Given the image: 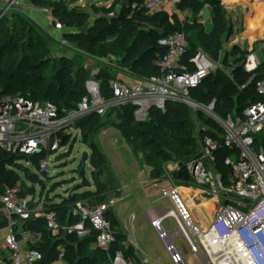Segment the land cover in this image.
I'll return each instance as SVG.
<instances>
[{
    "label": "trees",
    "instance_id": "obj_1",
    "mask_svg": "<svg viewBox=\"0 0 264 264\" xmlns=\"http://www.w3.org/2000/svg\"><path fill=\"white\" fill-rule=\"evenodd\" d=\"M24 1L50 12L55 23L75 31L63 37L64 43L71 45L75 54H84L98 61L117 59L138 81L160 76L155 63L167 54V49L159 45L160 40L177 32L184 33L188 47L182 64L187 71H196L193 60L199 51L223 65V70L212 72L190 91L191 99L203 106L216 101L215 112L221 118L241 114L251 104L263 100L256 90V82L264 76V67L255 74H249L243 67L248 53L239 47L226 48L233 35V24L227 18L222 0H181L179 10L190 13L191 22H182L178 17L171 18L166 14H149L141 6L144 0H114L107 7L98 2L88 6L77 5L80 0ZM206 6L211 9V31H207L201 22ZM53 41L36 22L20 11L11 9L5 13L0 19V98L13 96L35 103H51L61 115H65L76 110L88 96L86 83L90 78L100 83L105 98H112L111 83L115 80L110 70L101 69L93 75L86 66L77 64L76 57L63 55L58 60L51 58L49 46ZM253 77L255 80L249 84ZM134 111V107L124 106L111 109L109 115H116L122 139L134 156L142 157L144 165L150 169L151 181L162 183L165 166L174 163L182 168L175 177L176 184L193 185L186 166L199 157L200 139H217L222 128L212 118L181 103H168L166 112L152 109L146 122H137ZM107 117L108 114L101 118L93 113L76 125L81 131L82 144L92 151V175L97 186L89 192H76L71 200L68 197L50 205V210L64 225L78 221L72 214L77 202L97 206L110 195L109 186L98 181L108 170L109 163L94 141L95 136L107 127ZM231 154V150L221 146L217 155L218 168L224 177L230 174V166L225 161ZM66 157L64 154L58 159L61 161ZM20 158L39 167L44 156H19L0 151V192L21 180L18 170L24 169L17 163ZM24 171L27 178L33 179L26 169ZM84 182V188L91 187L90 182ZM106 218L114 230V243L109 251L94 246L98 236L95 230L84 239L74 235L56 240L47 233L43 221L32 223L33 230L45 233L44 243L38 247L45 256L42 264H50L60 246L67 251L69 264H111L116 252H122L130 264H138L134 248L120 230L115 211H109Z\"/></svg>",
    "mask_w": 264,
    "mask_h": 264
},
{
    "label": "built area",
    "instance_id": "obj_2",
    "mask_svg": "<svg viewBox=\"0 0 264 264\" xmlns=\"http://www.w3.org/2000/svg\"><path fill=\"white\" fill-rule=\"evenodd\" d=\"M180 2L144 0L141 6L149 14H166L187 22L182 19L184 12L179 10ZM20 4L21 0H14V5ZM159 45L167 49V54L155 63L160 69L159 77L140 80L134 85L115 80L111 83V99L105 98L100 83L90 78L86 83L88 96L76 110L65 115L51 103H35L13 96L0 98V151L19 156H44L39 168L49 176L52 173L50 164L59 158V152L76 134L81 137L76 125L84 117L94 113L104 118L113 108L132 106L135 120L146 122L154 108L166 112L168 103L184 104L216 121L222 134L217 139H200L201 151L196 164L190 162L186 166L193 185L176 184L175 177L182 171L179 164L165 166L162 194L174 202L177 210H160L151 225L164 242L173 264H186L176 246L178 235L185 238L194 254L202 255L203 264H264V145L259 142L264 138V76L256 82L262 101L251 104L241 114L221 118L215 112L216 101L203 106L190 97L191 89L198 87L212 72L223 70L221 62H214L199 51L193 60L196 71H187L182 61L188 43L182 32L161 39ZM247 53L243 67L247 73L255 74L264 67V39ZM97 73L93 72V75ZM254 80L255 77L249 84ZM106 133L101 132L102 135ZM221 146L232 151L225 161L231 169L227 177L217 164ZM32 178L37 181L35 175ZM196 197L218 204L215 216L206 226L197 222L191 209ZM123 200L108 195L107 200L97 206L77 202L72 214L78 221L64 225L50 210V205L55 202L36 199L31 189H25L21 179L0 192V264L44 262L45 256L38 247L44 243L45 233L31 227L37 221H43L47 233L56 240L74 235L84 239L95 230L98 236L94 246L109 251L114 243V230L106 214L115 211ZM167 221L177 227L176 233L168 232ZM50 264H69L63 246L57 248ZM111 264L130 263L122 252H116Z\"/></svg>",
    "mask_w": 264,
    "mask_h": 264
},
{
    "label": "crops",
    "instance_id": "obj_3",
    "mask_svg": "<svg viewBox=\"0 0 264 264\" xmlns=\"http://www.w3.org/2000/svg\"><path fill=\"white\" fill-rule=\"evenodd\" d=\"M11 1L13 0H0V15L7 9ZM222 2L227 13V18L233 24V35L226 43V48L239 47L243 51L248 52L255 46L257 47L258 42L264 39V0H222ZM11 9L20 11L36 22L44 33L56 41V36L53 34V31L56 30L53 28L55 21L50 12L35 8L24 0H21L19 6L13 5L9 8V10ZM184 18L187 22H191L193 19L188 12L184 13L182 19ZM201 22L205 25L207 31L212 30L211 9L209 6L205 7ZM57 28H61V26L58 24ZM62 29H64V32L61 33L63 37L66 33L73 32H66L63 27ZM122 81L128 85L135 84L134 81L129 79ZM119 142L120 140L118 139L115 141L108 139L106 145L108 144L111 147L103 146V149L101 148V152L105 155L109 163H111V167L112 163L115 164L119 158L122 159L120 154L121 150L119 151V147L115 148L114 146ZM121 148H128L133 154L131 148L125 141L120 146ZM139 158L142 160V157ZM146 169L148 170V183L143 182V179L140 182L141 188L145 191L144 197L135 201L133 200L134 184H126L121 188H113L109 184V194L124 198L116 208L115 214L119 221L122 234L127 238L128 244L135 250L138 264H173L164 242L159 239L157 232L151 225V222L161 210V204L167 200L162 194L164 186L162 183L152 184L150 169L147 167ZM185 196H188L187 192H185ZM191 209L197 222L201 226H206L215 216L218 210V204L214 201H205L200 197H196L191 205ZM182 254L189 261V264H195L188 253Z\"/></svg>",
    "mask_w": 264,
    "mask_h": 264
},
{
    "label": "rangeland",
    "instance_id": "obj_4",
    "mask_svg": "<svg viewBox=\"0 0 264 264\" xmlns=\"http://www.w3.org/2000/svg\"><path fill=\"white\" fill-rule=\"evenodd\" d=\"M114 0H106V3L102 4L103 6H110ZM125 1V0H124ZM77 5L88 6L85 5V0L78 1ZM90 11V9H87ZM58 24L54 23L53 28L56 29L53 31L54 36H56V41H53L50 46V57L53 59H60L63 55L70 56L72 58L76 57V62L78 65L86 66L91 72H96L101 69L110 70L114 75V80H131L135 83L138 81L132 78L127 69L123 68L120 64V61L117 59H108L104 61L94 60L89 58L84 54H75L73 47L69 44L63 43V34L64 29L57 28ZM65 31H73L65 28ZM74 32V31H73ZM228 48V47H227ZM124 82V81H122ZM126 83V82H124ZM110 111H108V117L105 119L107 122V127L102 129L99 134H97L94 138V141L99 146L100 150L103 146L111 147L110 145H106L107 140H120V142L115 144V148H118L121 154L122 159L119 158L117 162L109 163L108 170L99 178L100 184H111L113 188H121L126 184H134L133 195L134 201L140 199L145 196L144 189L141 188V179L143 182L148 183V170L144 166L143 161L134 156L130 150L120 149V146L123 145L124 141L120 135L118 130V119L115 114L109 115ZM102 131H107L106 134L102 135ZM261 145H264V138L259 140ZM103 143V145H102ZM103 149V148H102ZM85 153H88L89 156H92V151L87 146L82 144L81 137L79 134H76L67 144L66 146L59 152V155L66 154L67 157L62 159L53 160L50 164V168L52 169V173L48 176L44 174L39 167L34 164L27 162L24 158L18 159V165L21 166L24 170L28 171V174L35 175L37 181L31 180L27 178V173L24 170H18L21 179L24 183L25 189H31V193H34L36 199H50L55 203H60L64 198H68L71 194V191L78 186L77 192L85 193L90 190H94L97 186V183L93 180V166L91 164V160L89 159L86 165H83V156ZM60 166H63L60 168ZM82 166V167H81ZM85 168V176L82 178L81 171ZM87 180L91 183V187L84 188L85 182ZM108 192V190H107ZM75 194V193H74ZM161 204V210H169L174 209L177 210L174 202L169 198H166ZM165 227L167 228L170 234H174L177 232V227L171 222L167 221L165 223ZM176 246L178 250L182 253H188V255L192 258V261L195 264H203L202 255L197 256L194 254L187 245L185 238L182 235H178L176 237ZM186 260V258H185ZM186 264H189V261L186 260Z\"/></svg>",
    "mask_w": 264,
    "mask_h": 264
},
{
    "label": "water",
    "instance_id": "obj_5",
    "mask_svg": "<svg viewBox=\"0 0 264 264\" xmlns=\"http://www.w3.org/2000/svg\"><path fill=\"white\" fill-rule=\"evenodd\" d=\"M96 2H98V3H100V4H104V3H105V0H85V5H89V4H91V3H96ZM13 5H14V0L11 1V2L8 4L7 9L4 10V11L1 13V15H0V19L5 15V13L9 10V8L12 7ZM65 140H66V139H65ZM89 159H90L89 154H88V153H85L84 156H83V159H82V161H83V165H86V164L88 163ZM192 162H193V164L195 165V164H196V159H194ZM62 167H63V166H60V168H62ZM84 174H85V168L82 169L80 175L83 176ZM32 177H34V175H32ZM77 190H78V186L75 187V188L71 191V194H70V200L72 199V196L74 195V193L77 192Z\"/></svg>",
    "mask_w": 264,
    "mask_h": 264
}]
</instances>
